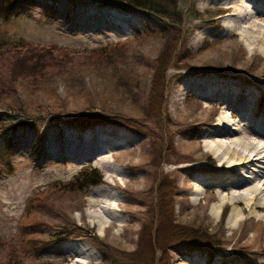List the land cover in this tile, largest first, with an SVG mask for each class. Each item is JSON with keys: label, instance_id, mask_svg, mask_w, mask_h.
<instances>
[{"label": "rangeland", "instance_id": "1", "mask_svg": "<svg viewBox=\"0 0 264 264\" xmlns=\"http://www.w3.org/2000/svg\"><path fill=\"white\" fill-rule=\"evenodd\" d=\"M231 1L182 0L179 25L106 0L17 1L0 21V80L20 98L0 100V264H264V213L229 226L230 209L188 208L183 198L202 191L187 189L192 173L213 180V164H187L180 178L168 162L209 130L213 98L230 94L221 85L263 107L264 51L250 47L245 22L235 28ZM251 1L249 11L262 2ZM124 43L123 55L98 62ZM14 46L67 56L77 74L12 75ZM187 85L194 91L178 92L177 115L172 97ZM88 114L98 122L84 123ZM89 170L99 184L88 185ZM96 188L110 204L103 222L88 206Z\"/></svg>", "mask_w": 264, "mask_h": 264}, {"label": "bare ground", "instance_id": "2", "mask_svg": "<svg viewBox=\"0 0 264 264\" xmlns=\"http://www.w3.org/2000/svg\"><path fill=\"white\" fill-rule=\"evenodd\" d=\"M261 1L255 5L254 12L249 11V3H254L251 0H233L226 7L235 28L240 29V24L246 23L241 30L254 51H264V0ZM221 86L228 89L230 94H220L213 98L215 100L211 102L212 106L209 108L214 109L216 119L210 124L208 131L187 143L192 147L193 153L168 162L180 165L173 170L180 178H183L187 164L194 163L199 166L202 162L213 164L209 169L213 174V180L206 181L192 173L195 183H189L187 189L191 190L193 185L197 184L202 191L196 189L193 192L195 198L192 202H185L186 197H184L183 205L195 208L212 203L210 213L213 217L217 215L218 209H230L231 218L228 223L230 226L244 214L252 218L255 212L264 213V102L263 107L259 109L247 100L249 96L231 95L233 93L229 89L232 91L234 88L237 89L234 83L227 82ZM184 90L194 91L191 85H187L175 92L172 97V107L177 115L179 114L178 92ZM206 96L205 98L210 99ZM184 117L183 115L181 119L174 118L172 121L178 123L184 121ZM96 146L91 145L88 150ZM105 193L103 189L96 188L91 192L92 198L88 199L89 207L100 209V212L97 210L91 215L99 221H102L101 214H104L105 209H109L107 196L102 197ZM202 200H205L203 205ZM112 225L110 223V226ZM71 253L84 256L85 251L74 248L71 249Z\"/></svg>", "mask_w": 264, "mask_h": 264}, {"label": "trees", "instance_id": "3", "mask_svg": "<svg viewBox=\"0 0 264 264\" xmlns=\"http://www.w3.org/2000/svg\"><path fill=\"white\" fill-rule=\"evenodd\" d=\"M17 1L18 0H0V21H7L10 18ZM106 1H111L116 4H124L128 7L148 12L159 18L161 17L162 19H166L172 25H179L178 23L182 22L183 15H184L183 10L179 6L182 0H106ZM193 2L194 0H191L190 6H193ZM190 14L191 13L187 11L186 16H189ZM148 34L150 35V32ZM126 45L127 44L124 43L119 46H113L111 48H108L107 50H104L101 53L100 57L97 59L98 62L99 61L103 62L105 60H109L116 56L123 55L126 50L125 49ZM6 49L8 50L6 54L9 57V58L7 57L8 64L16 68V69L11 68V74L14 75L15 72H17V75H19L22 79L39 78L41 80H44L43 78H46L48 74L52 72L53 69L56 70L57 74L68 75V77L75 78V75L77 74L78 69L74 68L75 65H72L71 68L67 67L66 62L67 60H70L68 59L67 56L64 58H60V57L53 56V54H50V52H46V51L37 52L35 50H30L26 48L17 49L16 46L9 47ZM24 55L29 58L28 59L29 65L25 63ZM79 57L80 58L78 60L82 62L84 61V63H86L87 60H93L94 58L93 56H90V55H87V56L81 55ZM3 65H6V64H3ZM27 66H31L30 72L28 71ZM65 68L66 69L68 68V70H65ZM106 68L107 67L103 68V70H105ZM24 71H27L28 73ZM115 71L117 73L119 72L117 70ZM12 72H14V74ZM110 72L112 73V71ZM11 87H12V84H4L0 80V100H2L3 103L5 101H11L13 99L15 100L20 99L18 98L19 97L18 95L16 97V94H15L16 90L12 89ZM21 103L23 105L22 101ZM3 106L6 109V111H13L14 106L16 105L12 104L9 106L7 104H4ZM89 114L82 116L84 123L94 124L93 122H98V121H91V115ZM99 122H102V121L99 120ZM6 151L11 152V147H8ZM83 176L84 178L86 177L85 179L87 180L88 185H91V186L97 185L101 181L100 175L92 173V171L90 170L83 172Z\"/></svg>", "mask_w": 264, "mask_h": 264}]
</instances>
